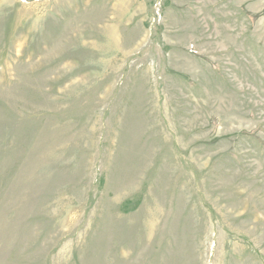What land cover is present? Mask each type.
Returning a JSON list of instances; mask_svg holds the SVG:
<instances>
[{
    "label": "rangeland",
    "instance_id": "obj_1",
    "mask_svg": "<svg viewBox=\"0 0 264 264\" xmlns=\"http://www.w3.org/2000/svg\"><path fill=\"white\" fill-rule=\"evenodd\" d=\"M0 264H264V0H0Z\"/></svg>",
    "mask_w": 264,
    "mask_h": 264
}]
</instances>
